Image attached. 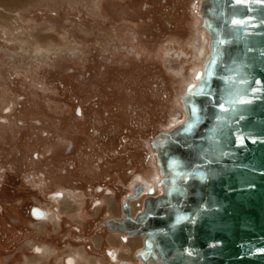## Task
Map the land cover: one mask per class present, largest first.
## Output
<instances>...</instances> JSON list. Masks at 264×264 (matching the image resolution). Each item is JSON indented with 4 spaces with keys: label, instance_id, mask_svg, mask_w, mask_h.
<instances>
[{
    "label": "rangeland",
    "instance_id": "1",
    "mask_svg": "<svg viewBox=\"0 0 264 264\" xmlns=\"http://www.w3.org/2000/svg\"><path fill=\"white\" fill-rule=\"evenodd\" d=\"M195 9V0H0V264H59L79 248L108 264L113 229L93 202L109 195L119 210L132 174L157 169L149 141L184 117L179 96L206 53ZM60 188L73 214L61 205L55 222H37L31 207L56 206L49 194Z\"/></svg>",
    "mask_w": 264,
    "mask_h": 264
},
{
    "label": "water",
    "instance_id": "2",
    "mask_svg": "<svg viewBox=\"0 0 264 264\" xmlns=\"http://www.w3.org/2000/svg\"><path fill=\"white\" fill-rule=\"evenodd\" d=\"M200 13L208 52L185 115L150 140L162 191L105 224L142 235L148 264H264V0H200Z\"/></svg>",
    "mask_w": 264,
    "mask_h": 264
},
{
    "label": "flooded vegetation",
    "instance_id": "3",
    "mask_svg": "<svg viewBox=\"0 0 264 264\" xmlns=\"http://www.w3.org/2000/svg\"><path fill=\"white\" fill-rule=\"evenodd\" d=\"M196 54L199 55V50L198 49H197V53ZM174 118H175V116H172V121H174L173 120ZM151 167H152V171H151L149 176L143 175L142 173H139V172L132 174V178L130 179L129 188H128L129 192L122 198V202L124 200L128 201L129 213H130L131 216L135 215V213H137L138 211H140L142 209L144 197H146L148 195H155V194H158V193L161 192L160 188L158 186H156V184H155L156 183L155 180H157V178H158V171H157V169H155L156 167H154L152 165H151ZM137 181L142 183L145 186H149L151 184L150 186H154L155 189L153 190L152 193H149L148 192V188L145 187L143 189V191H141L140 194L136 198H132L131 197L132 199H130L129 195H131V193L133 192L134 183H136ZM56 191H61L62 192V196L60 194L55 193ZM55 195H59V196H55ZM72 195L73 194L67 189L60 188L59 190H54V191H52L49 194V196L51 197L52 201L55 202L56 206H46L45 207V206H40V205H34V206H37L38 208H40L41 210H43L44 214H43L42 217H39V218L35 217L33 215V213H32V207H34V206L31 207L30 214H31V216L34 219H36L37 222H40V221H43V220H49V221H53L54 222V221L57 220V218H58L57 216L63 211V209L66 208L65 211H68V213L72 212L70 210V208H68V205H67L68 199ZM67 197H69V198H67ZM122 202H121V204H122ZM101 204H105L106 205V212L105 213L108 215L106 217V219L109 218V217L120 218L122 216L123 212L121 210V205H120V209L118 210L116 208L115 202L113 201L111 196L105 195V196H103L102 199L94 200V202H93V206L101 205ZM61 205L63 207H65V208L62 209ZM134 209H136V210H134ZM49 210L51 211V213H50ZM52 214H55L56 217L49 218V217H51L50 215H52ZM72 214H73V212H72ZM115 236H117V240L112 239V237L114 238ZM109 237H110L109 239L111 241L110 242V246L104 250L105 254H106L107 258H108L107 259L108 260V264H121L122 261H127L130 264H141V260L138 257L135 256V251L138 248L141 247V245H142V237L131 236L126 231L119 232L118 230H115V229H113L112 235H110ZM95 239H97V238H95ZM99 243H100V241L97 239L96 240V244L99 245ZM29 244L31 245L33 252L37 253L38 255H42L44 257H46L51 251V248L48 245H35L33 243H29ZM121 245H123V246L125 245V246H128V247H130V245H132L131 247L133 249H132L131 252H133V254L131 255L130 253L129 254L123 253V251H121V249H120ZM47 249L49 250L48 251L49 253L46 252ZM108 250L111 251L110 254L108 253ZM78 253H83L84 256L87 258L88 262L81 261L79 256H78ZM112 254H115L114 257L112 256ZM95 259L96 258H94V260ZM73 261H74V264H80V262L89 263V264L92 263L90 261V259H89V255L86 252H84L82 248L77 249L76 251L72 252L70 255H65L64 258H63V261L62 262H58V263L59 264H73L72 263ZM96 262H94V264H97Z\"/></svg>",
    "mask_w": 264,
    "mask_h": 264
},
{
    "label": "bare ground",
    "instance_id": "4",
    "mask_svg": "<svg viewBox=\"0 0 264 264\" xmlns=\"http://www.w3.org/2000/svg\"><path fill=\"white\" fill-rule=\"evenodd\" d=\"M1 1H3V2H8V3H19V2H23V0H1ZM195 4H196V17H197V20H198V24H200V20H201V13H200V0H196L195 1ZM198 30L200 31V35H201V41L202 42H205V44H206V53H205V56H206V54H207V52H208V39H209V36H208V33H207V31L203 28V27H201L200 25H198ZM205 58V57H204ZM203 63V62H202ZM202 65V64H201ZM201 68V67H200ZM195 73V72H194ZM195 76H194V74H193V80L192 81H195V78H194ZM184 88H185V86H184ZM184 88H183V90H182V92H181V94L183 93V91H184ZM179 103L181 104V102L179 101ZM181 108H182V110H183V112H184V115H185V111H184V109H183V107H182V105H181ZM179 122V121H178ZM177 122V123H178ZM177 123H175L174 125H176ZM150 142V141H149ZM150 145H151V148H152V150H153V153H154V164L157 166V171H158V178H157V180H155L156 181V186H158L160 189H161V191H162V182H161V173H160V170H159V166H158V164H157V161H156V159H157V155H156V149H155V147H153V145L151 144V142H150ZM151 185V184H150ZM145 186V185H143L142 184V188H141V190L139 191V193L135 196V197H132V198H136L139 194H140V192L141 191H143V189L145 188V187H147L148 188V192L149 193H152L153 192V190L155 189L154 188V186ZM157 190V189H156ZM155 190V191H156ZM60 192V195L62 196V192L61 191H59ZM55 196H59V195H55ZM66 197V196H65ZM64 197V198H65ZM132 198H130V199H132ZM110 203V202H109ZM108 203V204H109ZM60 204V203H59ZM110 205V204H109ZM129 206V205H128ZM131 207V206H130ZM132 208V207H131ZM135 208V207H134ZM46 209V208H45ZM138 209V208H137ZM48 210V209H47ZM134 210H136V209H134ZM50 211V210H49ZM32 213H33V215L35 216V217H42L43 216V214H44V212H43V210H41L40 208H38L37 206H34V207H32ZM49 213V212H48ZM50 213H51V211H50ZM51 217H49V218H53V217H56V215L55 214H52V215H50ZM134 216V215H133ZM45 217V216H44ZM58 217V216H57ZM48 218V217H47ZM48 218V219H49ZM44 219V218H43ZM55 222V221H54ZM121 232H123V231H121ZM129 235H131V236H138V237H142V235H132V234H129ZM38 248V247H37ZM108 253L110 254L111 253V251H109L108 250ZM114 255L115 254H112V256L114 257ZM136 256V255H135ZM136 257H138V256H136ZM139 258V257H138ZM140 259V258H139ZM151 261L150 260H147V261H141V264H148V263H150ZM73 264H74V261L72 262Z\"/></svg>",
    "mask_w": 264,
    "mask_h": 264
},
{
    "label": "snow or ice",
    "instance_id": "5",
    "mask_svg": "<svg viewBox=\"0 0 264 264\" xmlns=\"http://www.w3.org/2000/svg\"><path fill=\"white\" fill-rule=\"evenodd\" d=\"M234 23H236L237 21H233Z\"/></svg>",
    "mask_w": 264,
    "mask_h": 264
}]
</instances>
